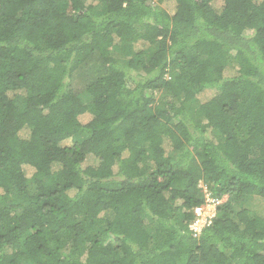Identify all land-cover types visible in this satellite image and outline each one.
Masks as SVG:
<instances>
[{
	"label": "trees",
	"instance_id": "16d2710c",
	"mask_svg": "<svg viewBox=\"0 0 264 264\" xmlns=\"http://www.w3.org/2000/svg\"><path fill=\"white\" fill-rule=\"evenodd\" d=\"M256 198L264 0H0V264H264Z\"/></svg>",
	"mask_w": 264,
	"mask_h": 264
},
{
	"label": "built area",
	"instance_id": "2783aa9c",
	"mask_svg": "<svg viewBox=\"0 0 264 264\" xmlns=\"http://www.w3.org/2000/svg\"><path fill=\"white\" fill-rule=\"evenodd\" d=\"M221 202L220 199L206 195L205 204L194 209L195 220L191 224L190 229L195 235L199 234L204 226L211 223L212 218L215 216L216 206L221 204ZM212 211H214V214H211Z\"/></svg>",
	"mask_w": 264,
	"mask_h": 264
},
{
	"label": "rangeland",
	"instance_id": "374dc122",
	"mask_svg": "<svg viewBox=\"0 0 264 264\" xmlns=\"http://www.w3.org/2000/svg\"><path fill=\"white\" fill-rule=\"evenodd\" d=\"M91 2H92V0H86V3H87V4H89V3H91ZM160 6L163 7L164 9H166L167 12H168L170 15L174 14V12H175V3H174L173 1H164V2H162V3L160 4ZM26 173H27V176H29V175H30V170L27 169ZM202 188H203V189H202L203 192H205L206 189H205L204 187H202ZM251 204H252V202H251ZM248 209H250V208L248 207ZM252 209L256 210V212H257L258 214H260V215H264V200L261 199V198H256V199L254 200L253 205H252ZM205 212H206V210H205ZM213 212H214V211H212L211 214H214Z\"/></svg>",
	"mask_w": 264,
	"mask_h": 264
}]
</instances>
